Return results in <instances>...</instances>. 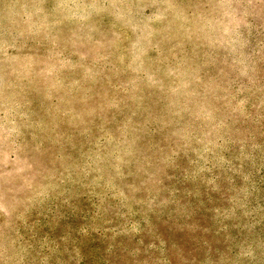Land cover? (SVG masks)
Masks as SVG:
<instances>
[{"label":"rangeland","instance_id":"obj_1","mask_svg":"<svg viewBox=\"0 0 264 264\" xmlns=\"http://www.w3.org/2000/svg\"><path fill=\"white\" fill-rule=\"evenodd\" d=\"M0 264H264V0H0Z\"/></svg>","mask_w":264,"mask_h":264}]
</instances>
